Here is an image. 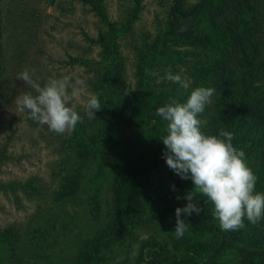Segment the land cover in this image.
I'll return each instance as SVG.
<instances>
[{"label": "rangeland", "instance_id": "obj_1", "mask_svg": "<svg viewBox=\"0 0 264 264\" xmlns=\"http://www.w3.org/2000/svg\"><path fill=\"white\" fill-rule=\"evenodd\" d=\"M93 1L98 2L106 20L81 0H0L1 21H13L19 12L33 14L29 30H10L8 25L2 33L10 56L0 70V264H75L80 259L81 240L100 236L107 241L102 248L106 258L97 262L89 254L87 264H131L140 244L151 238L162 245L159 264H264V256L260 255L264 252V218L255 225L245 219V227L229 231L227 242L214 252L209 251L214 246L212 227L221 228L213 216L211 202L209 222L202 218V211L182 217L188 231L179 239L174 231L175 209L179 206L164 208V200L153 197L147 211L133 215L128 211L125 192L115 182L117 171L127 161L109 148L114 141L138 140L142 150L134 160L148 162L153 151L151 136L120 131L115 113L107 112L102 104L94 112L96 118H89L85 112L87 94H97L101 103L95 83L96 70L108 56L101 45L107 40L106 21L121 28L123 20L134 12L129 25L114 34L112 47L123 67V79L133 92L139 54L144 53L149 61L147 45L162 31L172 0ZM209 17L210 14L203 17L204 29ZM211 31L208 29L211 46L203 52L210 60L218 57L220 38ZM171 49L172 54L158 63L153 59L148 62L146 111L158 123L163 137L167 134L166 122L156 114L157 108L169 102V98L186 101L196 87H212V103L205 107L201 118L206 121L202 131L214 135L219 121L236 108L235 81L230 73L221 75L219 80L217 72H204L194 65L190 46L176 44ZM71 57L79 61L72 62ZM25 69L41 84L48 78L86 81L87 87L73 100L81 117L74 130L57 134L46 124L28 118L27 113L17 111L16 97L33 91L17 79ZM169 71L186 76L189 89H180L168 81L165 76ZM150 72L156 75L151 76ZM254 84L255 89L249 90L245 98L252 110L248 117L264 128V70ZM247 164L258 178L256 191L264 193V170L260 163L252 160ZM164 170L174 173L167 165ZM117 227L122 228L120 235L110 241L108 237ZM153 249L157 248H144V256Z\"/></svg>", "mask_w": 264, "mask_h": 264}, {"label": "trees", "instance_id": "obj_2", "mask_svg": "<svg viewBox=\"0 0 264 264\" xmlns=\"http://www.w3.org/2000/svg\"><path fill=\"white\" fill-rule=\"evenodd\" d=\"M91 5L92 9L101 19L105 15L98 4L93 0H81ZM207 18V29H204L203 17ZM32 11L19 12L13 21L0 20V70L8 63L10 56L9 47L2 37L3 29L9 25L10 30H29L33 22ZM131 17L124 19L121 28H126ZM106 42L101 45L107 50V57L101 61L98 72V81L95 87L101 93V104L107 112H114L116 123L120 125V131H137L150 134L153 142V151L148 162L135 161L134 159L142 150L140 141L121 142L114 141L109 151L116 154L118 158L127 162L123 169L117 170L118 178L115 182L125 192L127 208L131 214L143 213L151 206L153 197L164 200V208L168 206H182L188 201L184 198L192 191L193 185L190 179L184 180L175 173H166L164 168L165 146L161 141L158 132V123L152 121V117L146 111L148 92L147 72L150 69L149 61L153 59L158 63L162 57L172 54L171 45L185 44L191 49L189 53L194 59L193 64L202 71L217 72L219 80L221 75L230 73L236 86L233 90L236 108L230 110L228 115L222 118L217 124L214 135L220 130L231 131L234 135L233 146L243 150L246 154V161L257 160L264 170V128L253 123L248 115L252 114L245 98L249 90L255 89V82L264 70V0H172L165 14L163 29L154 35V39L147 45L150 52L149 61L145 54H139L137 64L135 89L131 92L123 79V67L115 57L113 51V36L121 28H115L112 23L106 21ZM212 33L219 35L217 58L209 59L203 52L211 46ZM160 56V58H159ZM204 58L203 60H201ZM210 60V61H209ZM70 61H79V58L71 57ZM223 82V81H222ZM146 99V100H145ZM233 104V103H232ZM229 105H225L228 108ZM250 107V108H249ZM64 139L60 138V143ZM116 166H118L115 162ZM193 195L200 202L202 218L207 222L211 216L208 214L209 200L207 197L193 192ZM181 197L179 200L176 197ZM162 212L160 209L159 213ZM138 218V215H137ZM9 229V228H8ZM8 229H5L6 232ZM117 227L112 236L108 239L114 240L119 230ZM214 234V246L209 251H218L227 242L229 231L212 227ZM100 237H84L80 242V259L75 264H87V256L94 255L97 262L106 258L102 250L107 241ZM144 248H157L150 254L144 256ZM162 245L154 238L145 240L140 244L138 252L133 256L131 264H159ZM264 256V252H260ZM147 257V258H146ZM247 259L250 256L247 255Z\"/></svg>", "mask_w": 264, "mask_h": 264}, {"label": "clouds", "instance_id": "obj_3", "mask_svg": "<svg viewBox=\"0 0 264 264\" xmlns=\"http://www.w3.org/2000/svg\"><path fill=\"white\" fill-rule=\"evenodd\" d=\"M149 75L155 76V72ZM165 78L188 90L186 76L166 73ZM31 86L32 92H22L16 99L17 111L27 113L28 118L46 124L57 134L74 130L80 115L73 105L87 85L82 78H48L43 84L33 79V73L23 70L17 77ZM215 89L196 87L186 101L169 98V102L157 108L156 114L166 122V135L161 138L166 151L167 166L181 179H190L192 191L184 197L188 202L175 209V236L177 239L188 231L183 216L199 214L202 209L193 192L207 197L213 205V216L225 231L245 227V219L253 225L264 218V193L256 191L257 176L248 166L246 154L233 146L231 131L220 130L218 135L202 131L206 121L201 118L205 107L212 103ZM85 112L96 118L94 112L101 109L95 93H88ZM181 197L177 196L176 199Z\"/></svg>", "mask_w": 264, "mask_h": 264}]
</instances>
